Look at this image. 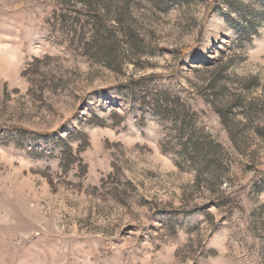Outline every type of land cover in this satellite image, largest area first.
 Here are the masks:
<instances>
[{
  "label": "rangeland",
  "instance_id": "rangeland-1",
  "mask_svg": "<svg viewBox=\"0 0 264 264\" xmlns=\"http://www.w3.org/2000/svg\"><path fill=\"white\" fill-rule=\"evenodd\" d=\"M0 264H264V0H0Z\"/></svg>",
  "mask_w": 264,
  "mask_h": 264
},
{
  "label": "trees",
  "instance_id": "trees-1",
  "mask_svg": "<svg viewBox=\"0 0 264 264\" xmlns=\"http://www.w3.org/2000/svg\"><path fill=\"white\" fill-rule=\"evenodd\" d=\"M21 136L24 137V139H26L25 134H22ZM81 151H82V148L79 147L75 153L73 152L71 146L64 143V146L63 148H61V151H60L61 169L66 172L76 161H79L76 155H78Z\"/></svg>",
  "mask_w": 264,
  "mask_h": 264
}]
</instances>
